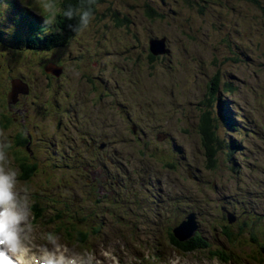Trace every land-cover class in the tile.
Here are the masks:
<instances>
[{"label":"rangeland","instance_id":"obj_1","mask_svg":"<svg viewBox=\"0 0 264 264\" xmlns=\"http://www.w3.org/2000/svg\"><path fill=\"white\" fill-rule=\"evenodd\" d=\"M155 1L157 5L155 8L163 14L161 17L157 14L156 17H149L142 4L143 0H104L99 3L98 15H95L89 28L71 36L73 40L69 43L73 44L62 50L64 58H68L65 64L68 69L64 74L62 73V77H60L61 73H55L54 76L60 78L54 80L68 83V86L73 84L75 87L79 86L80 92L87 94L90 101L86 100L78 104L79 107L85 108L87 117H95L103 112L105 106L97 107L94 102L102 104L106 102L112 109L118 111L121 109V98L135 102L136 97L137 103L132 105V109L141 117L142 127L148 126L149 130L155 131L156 136L161 130L153 128V125L159 121L167 122L170 125L168 129L177 128V133L187 138L189 159L195 164H201L205 174H211L207 177L206 184L202 180L191 181L195 194H197L195 190H202L203 194L200 197L206 199L207 205H212L213 202L224 204L231 198L241 200L244 196L245 204L256 206L255 212L264 216V200L255 196L262 193L251 180L257 178L264 181V176L255 169L264 161V0H262L263 7H256L242 0H223L224 3H220L221 0L219 2L197 0L199 5L196 3L192 6L185 0ZM24 2L32 5V0H24ZM148 2L149 7H153V1L148 0ZM61 3H58L57 8H60ZM49 7V4L44 7L46 14H48L47 9L50 11ZM16 13L21 16L19 10ZM116 15L123 19L127 18L129 30L125 27L117 28L111 23ZM0 17L5 21L4 29L7 31L8 40L4 39L5 43L10 46L13 44L11 41L14 39L13 32L18 31L16 21L12 20L13 15L9 18L7 12L0 13ZM24 29L28 30L26 26ZM133 33L139 34L140 44L143 46L147 45V38L165 36L169 53L157 54L158 56L153 59H147L145 58L147 52L139 47L141 56L134 57L126 63L121 61L119 72L112 69L100 73L98 66L111 62L109 58L104 57H111L118 48L121 52L124 49L125 44L118 38L134 42ZM102 35L104 38L99 41ZM158 48L160 49L161 46ZM85 49L90 51L87 53L83 51ZM11 50L15 52L14 48ZM216 53L221 63L217 61ZM1 54H5L4 49H0V60H3ZM20 59L19 54L11 60L9 63L11 66L7 65L6 61H0V84L5 66L13 68V72L9 75L20 73L25 78L30 75V81L36 84L47 83L45 77L41 79L43 67L36 60L31 61L33 66L26 67L24 64L18 71L17 65L20 64ZM5 60L10 59L5 55ZM216 61L220 63L218 67L224 73L221 75L220 91L211 93L210 83L213 71L217 68ZM48 68L50 71L57 70L54 64H49ZM76 71L80 73L73 74ZM108 75L115 77L117 82L121 83L118 87L109 85L107 88L110 91L109 95L103 92L101 86L102 80L104 85L109 83ZM54 80L50 79L51 82L56 83ZM81 82H84L90 90ZM225 82H229L233 90L226 89ZM60 85L59 90H63ZM50 86H46V90ZM82 88L84 91L81 90ZM27 89L26 86L23 92L26 93ZM21 90H24V87ZM4 94L8 96V93ZM207 94L208 97L209 94L213 97L211 105L205 104ZM0 99L3 100L4 97ZM202 101L204 103L200 105ZM208 109L217 126L215 136L222 144L221 149L212 154L213 160L217 157L223 161L220 163L217 160L216 168L206 165L203 141L199 138L200 133L198 135L201 115ZM3 110V105L0 103V111ZM22 113L17 110L19 117H23ZM224 114L231 115V119L228 118L233 120L231 124L225 122ZM48 116L51 114L48 113L42 118L46 119ZM2 121L4 122V119ZM14 124L11 123V126L5 129L1 127L8 134L9 139L15 136ZM23 124L35 126L29 120L23 121ZM233 142L238 143L237 147L235 145L233 148ZM232 148L236 151L230 156ZM15 160L21 159L15 155ZM50 169L42 166L39 171ZM47 180L48 177L45 178L44 185L50 187L45 183ZM213 181L216 183L215 187L211 185ZM219 235L223 236L221 232ZM235 237L238 240L231 242L232 245L243 254L264 264V257H254L256 246L248 236L244 234ZM241 237L247 242L241 244L239 239ZM248 245L254 246V249H250Z\"/></svg>","mask_w":264,"mask_h":264},{"label":"clouds","instance_id":"obj_2","mask_svg":"<svg viewBox=\"0 0 264 264\" xmlns=\"http://www.w3.org/2000/svg\"><path fill=\"white\" fill-rule=\"evenodd\" d=\"M94 5L98 6L97 0H81L79 6L58 8L51 20L44 15L45 25H55L62 15L68 20L78 18L79 25L73 31L83 32L95 19ZM12 147L8 134L0 129V264H99L91 243L68 240L36 220L32 198L36 189L29 181L21 180L20 168L11 155ZM108 256H112V264H118L111 251L105 258Z\"/></svg>","mask_w":264,"mask_h":264},{"label":"trees","instance_id":"obj_3","mask_svg":"<svg viewBox=\"0 0 264 264\" xmlns=\"http://www.w3.org/2000/svg\"><path fill=\"white\" fill-rule=\"evenodd\" d=\"M50 1H52V0H45L46 5L44 3L43 4L39 3L37 5V7L44 10V9H46L44 7H46L47 4H49V6H50L49 8L52 9V7H54V8L57 7L59 2H62L61 5H60V8L61 7H65L66 8L68 5H72V6L75 7V6H79L81 4V0H58V2H56V3L50 2ZM54 1H56V0H54ZM152 1H153V7H151V6L149 7L150 3L148 2V0H143L142 4L144 5V7L146 9L147 15L149 17H156L155 14H157L158 17L163 16V14L160 13L155 8V6H157L155 4L156 1L155 0H152ZM185 1L188 2L189 5H191V6L193 4H196V3L199 5V1H197V0H185ZM202 1L203 2H206V1H208V2H219L220 0H202ZM242 1H245V2L250 3L252 5H255L256 7H263L262 0H242ZM101 2H104V0H97V5L99 3H101ZM220 3H224V1L221 0ZM200 6L202 7V5H200ZM92 10L94 12V15H98V13H97L98 10H97V6L96 5L93 6ZM47 11H48L47 15L50 16L49 12L51 14H52V12L49 11L48 9H47ZM200 11H202V10H200ZM126 20H127L126 17H125V19H123V18H120L119 16L116 15L113 18L111 23L114 24L117 28L125 27V28H127L129 30L130 26L126 23ZM31 22H32V24L30 25V27H31L32 31L38 30L40 28L39 27L40 24H41L40 22H36L33 19L31 20ZM55 22H56V24H58L59 30L61 32H60V34L57 37H52L53 33L52 32L49 33L50 37L45 39L44 46L47 45V46H53V47H56V46L57 47H59V46L63 47L67 42H70L72 40L71 39L72 35L77 34V33H75L73 31V27L75 25H77V26L79 25V19L78 18H74L72 20H68V19L64 18L62 15H59ZM42 24H43V26H45L44 23H42ZM70 25L72 27H69ZM27 34L23 35V39L26 37ZM133 36H134L133 38H135L134 42H131L128 39L121 40V38H118L119 41H121L123 44H125L124 49L122 50L121 54L124 57H128V58L130 57L128 60H130V59H132L134 57H137V58L140 57V56H134L133 53H134L135 50H129V52L126 51V50H128L127 44L129 42H130L129 45H131L132 48L136 47V46H143V45L140 44L141 41L137 37V34L133 33ZM38 38H40V37H38ZM103 38H104L103 35L100 36L99 37V41L103 40ZM27 39H28V37H27ZM148 54H149V56H148ZM216 55L218 56L217 53H216ZM147 56L150 59H153V57H155L153 54L149 53V51H147V53H145V58H147ZM217 58H218L217 61L221 63V59L219 58V56ZM217 61H216V67L217 68H216V70L214 69L213 75L211 77V83H210V85H211L210 88L212 90L211 93H215L217 91L218 92L220 91L219 88L221 87V75L224 73L223 71H221L220 67H218L220 63H217ZM54 63L57 66V68H62V66L60 65V63L58 61H54ZM134 64H138V63H134ZM59 71H60V69H57V72H59ZM64 72H65V69L62 71V73L64 74ZM84 75H86V74L84 73ZM60 77H62V75ZM60 77H55L54 76V79H58ZM54 81L58 82L57 80H54ZM48 85H51L50 81H49ZM232 87L233 86L229 82H225V88L226 89L233 90ZM211 101H213V97H211L210 94H209V97H208V94H207V100L205 101L206 102L205 104L206 105H211ZM203 103L204 102L202 101V103H200V105H202ZM210 112L211 111L208 109V110H206V112H204L201 115V122H200V125H199V133H200V138L202 139L203 144L206 147L208 155L212 158V156H213L212 154L215 153L218 150L217 144H218L219 141H218V139L215 136V130H216L217 126L215 125L214 120L211 118ZM228 116H231V115H228ZM228 124H231V121H228ZM211 158H210V163L209 164H210L211 167H214L215 166V160H213V158L211 160ZM36 167H37V165H36Z\"/></svg>","mask_w":264,"mask_h":264},{"label":"bare ground","instance_id":"obj_4","mask_svg":"<svg viewBox=\"0 0 264 264\" xmlns=\"http://www.w3.org/2000/svg\"><path fill=\"white\" fill-rule=\"evenodd\" d=\"M11 2H14V0H10ZM6 3H7V1H5ZM16 15V13H15V11H12V15L13 16H15ZM23 15V14H22ZM24 16V15H23ZM58 29H59V26H58ZM52 31H49L48 30V35H49V33H51ZM41 39V38H40ZM33 43H35V45H37V46H39V47H43V45L42 44H40V43H38V41H33ZM3 48V47H2ZM1 48V49H2ZM13 48V47H12ZM12 48H9L8 50L9 51H11V53H15V52H12ZM49 64H54L55 65V63H54V61L53 62H50ZM48 64V65H49ZM56 66V65H55ZM49 69V68H48ZM57 69H60L61 70V68H57ZM56 73H58L57 72V70L55 71ZM47 80V79H46ZM48 83H49V80H47V85H48ZM33 83L31 82L29 85H27V87H28V89H27V92L25 93L24 92V94L25 95H28V94H30L31 93V91H32V88H33ZM26 90V86H24V90H22V91H25ZM30 105H31V108H32V110L34 111V112H36V115H41L42 117H44V116H46V115H48V111H45V110H47V107H44V108H38V107H34V105L30 102ZM21 107H19V108H17V110L18 111H24V109L22 108V109H20ZM36 110H35V109ZM5 110H3V111H0V116H1V121L4 119V121H6V119H7V115L5 114V113H3ZM3 113V114H2ZM24 113V112H23ZM25 114H27V113H25ZM49 114H51V113H49ZM24 116V115H23ZM34 117H36V116H34ZM14 136V135H13ZM13 159L15 160V155L13 156ZM37 168H38V170L40 169V167H39V165H37ZM42 194H44V195H46L47 196V194H48V192H46V191H43L42 192ZM37 197H38V195H37ZM33 198V200L35 201V203L33 204V212H34V214H35V217H37V218H39V219H41V220H43V215L41 214V213H39L40 211H41V203H40V201H38V200H36L35 199V196H33L32 197ZM66 201L68 202V203H73V202H75V200L74 199H72V198H68V199H66ZM90 206H92L91 204H89ZM136 218H138L140 221H142V222H144L145 220H144V218H142L140 215H137V216H135ZM84 221V219H82V222ZM49 226H51V228L52 229H54L55 231H57L58 233H62L65 237H68V238H72V234H75V235H80V234H89V233H91V234H96V233H101V231H100V228L97 226V225H86L85 227H83V231H73L72 229H71V231H70V226L69 225H64V226H61V227H54L53 225H49V224H47V227H45V228H48ZM87 237V236H86ZM106 254L107 253H103L101 256H102V259L103 260H106ZM126 256H131V254H127ZM109 257V256H108ZM107 257V258H108Z\"/></svg>","mask_w":264,"mask_h":264},{"label":"water","instance_id":"obj_5","mask_svg":"<svg viewBox=\"0 0 264 264\" xmlns=\"http://www.w3.org/2000/svg\"><path fill=\"white\" fill-rule=\"evenodd\" d=\"M158 46H161L159 49ZM150 50L153 54H161L165 52V39H154L150 41ZM149 59V58H147Z\"/></svg>","mask_w":264,"mask_h":264},{"label":"flooded vegetation","instance_id":"obj_6","mask_svg":"<svg viewBox=\"0 0 264 264\" xmlns=\"http://www.w3.org/2000/svg\"><path fill=\"white\" fill-rule=\"evenodd\" d=\"M144 48V50L146 51V48L145 47H143Z\"/></svg>","mask_w":264,"mask_h":264}]
</instances>
